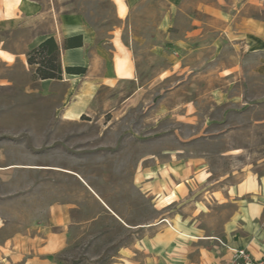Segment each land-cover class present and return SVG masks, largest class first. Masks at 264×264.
<instances>
[{"label": "rangeland", "instance_id": "rangeland-1", "mask_svg": "<svg viewBox=\"0 0 264 264\" xmlns=\"http://www.w3.org/2000/svg\"><path fill=\"white\" fill-rule=\"evenodd\" d=\"M68 4L53 2L58 14L84 11L93 26H124L108 0ZM53 22L52 12L45 13L33 32L0 33V51L16 55L0 59V247L27 254L63 227L53 220L57 208L65 210L68 225L55 264H145L144 252L152 264H166L163 251L175 238L148 226L161 218L190 220L196 212L195 226L216 230L215 216L233 220L236 201L254 204L258 194L240 198V183L253 179L264 193V71L262 79L248 75L247 105L239 109L238 96L226 94L228 82L219 76L222 64L201 63L193 74L174 69L159 79L172 64L137 46L138 77L114 87L92 85L84 89L88 102H81L78 84L41 82L19 56ZM182 67L190 70L189 63ZM213 88L221 94H210ZM253 224L260 228L251 236L258 247L264 228ZM231 234L237 242L238 232ZM250 248L226 247L228 264L233 249L250 254Z\"/></svg>", "mask_w": 264, "mask_h": 264}, {"label": "crops", "instance_id": "crops-1", "mask_svg": "<svg viewBox=\"0 0 264 264\" xmlns=\"http://www.w3.org/2000/svg\"><path fill=\"white\" fill-rule=\"evenodd\" d=\"M55 1H62L64 7L69 5V0H0V33L33 32L38 19L45 13L52 12L54 22L50 24V30L46 33L38 30L25 43L19 56L26 63L25 54L28 51L48 38H53L59 51L61 79L39 81H56L62 88H67L65 83L69 82L65 81L70 80V85H79L81 102H88L87 97L90 96L84 89L92 85L105 88L114 87L122 81H134L138 77L137 46L146 47L148 56L158 60L166 57L172 64L159 72V79L166 78L168 73H174V69L177 70V75L184 72L193 74L198 72L201 63L222 64L221 68L217 67L219 76L228 82L226 94L238 96L234 99L239 101V109L247 105L244 96L248 88V75H254V80H257L258 74L259 79H262L264 0H108L114 20L124 25L115 28L93 26L83 16L84 11L78 14H58L53 5ZM48 2L51 9L44 8V4ZM127 34L131 36L128 37ZM15 57L13 53L0 51L2 61H12ZM183 63H189L190 70L184 69ZM66 68H73L74 71L67 73ZM71 91L64 92L66 100L71 97ZM221 92L218 88L210 90V94L214 96ZM133 95L124 101V110L135 99ZM86 103L82 105L83 109L88 107ZM238 191L240 198L248 194L251 197L254 194L258 196L254 198V204L249 206L246 202L242 203V199L236 201L238 211L233 220L224 215L215 216L218 222L216 230L208 231L195 226L199 220V215L196 220V212L192 213L190 220H185L184 216L175 217L174 220L161 218L148 226L164 228L175 238L173 245L163 251L167 256L166 264H228L230 252L226 247H238L246 243L250 244L249 252L253 258H264V244L257 247L256 241L251 240L252 234L260 229L253 222L264 228V193L253 179L240 183ZM90 192L107 207L96 193L91 189ZM53 215L55 226L62 225V228L47 232L41 242L33 245L27 254H22L16 248L0 247V262L55 264L54 256L66 246L65 226L68 222L65 210L56 208ZM234 223H237V227L231 232ZM252 224L253 229L250 227L248 230V226ZM237 232L240 238L235 242L231 233L234 235ZM150 254L144 252L145 264H152L148 257Z\"/></svg>", "mask_w": 264, "mask_h": 264}, {"label": "trees", "instance_id": "trees-1", "mask_svg": "<svg viewBox=\"0 0 264 264\" xmlns=\"http://www.w3.org/2000/svg\"><path fill=\"white\" fill-rule=\"evenodd\" d=\"M59 51L53 38H48L25 54L26 64L33 68L38 80H60L62 69L59 62ZM71 73L73 68H66Z\"/></svg>", "mask_w": 264, "mask_h": 264}, {"label": "built area", "instance_id": "built-area-1", "mask_svg": "<svg viewBox=\"0 0 264 264\" xmlns=\"http://www.w3.org/2000/svg\"><path fill=\"white\" fill-rule=\"evenodd\" d=\"M231 264H264V258L255 259L243 249H233Z\"/></svg>", "mask_w": 264, "mask_h": 264}, {"label": "bare ground", "instance_id": "bare-ground-1", "mask_svg": "<svg viewBox=\"0 0 264 264\" xmlns=\"http://www.w3.org/2000/svg\"><path fill=\"white\" fill-rule=\"evenodd\" d=\"M20 167V166H19Z\"/></svg>", "mask_w": 264, "mask_h": 264}]
</instances>
